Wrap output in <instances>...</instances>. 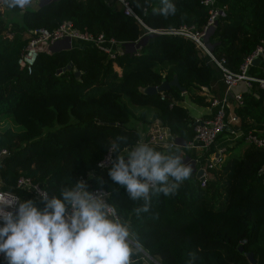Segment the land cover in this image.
Instances as JSON below:
<instances>
[{
  "label": "trees",
  "instance_id": "16d2710c",
  "mask_svg": "<svg viewBox=\"0 0 264 264\" xmlns=\"http://www.w3.org/2000/svg\"><path fill=\"white\" fill-rule=\"evenodd\" d=\"M113 1L116 6L104 0H47L42 5L32 2L27 9H10L0 0L4 15L7 10L19 14V21H7L0 13V114L10 113L21 125L18 130H0V148L8 150L0 161L1 187H11L13 179L23 174L48 188L50 195L66 178L75 182L79 175L90 187L102 179L106 190L115 188L108 177L111 163L98 168L96 161L117 136L127 137L121 150L136 142L141 128L130 120L139 119L143 130L157 121L187 142L193 135L194 118L181 103L183 95L209 105L208 98L217 96L216 88L220 93L225 89L215 60L236 71L264 38V0H213L212 6L222 13L207 36L209 53L178 34L148 33V28L162 31L180 24L201 28L208 16L202 0H171L177 11L167 17L153 12L162 6L160 0H129L140 21L123 14ZM63 19L121 45L145 37L135 50L123 49L113 57L90 44L38 51L29 72L19 68L17 57L32 30L54 28ZM263 66L264 58L248 64L246 72L261 75ZM173 76L178 86L145 91L146 86ZM238 83L242 102L233 103L231 110L237 116L240 137L244 139L247 131L264 135V89L255 81L248 86ZM209 91L214 93L208 96ZM127 103L152 107V114L145 120L143 110L135 115ZM226 134L231 132L225 127L195 157L190 152L193 148L184 145H149L203 164L214 143ZM20 193L22 199L32 198L29 192ZM113 202L119 211L131 215L134 204L124 189L113 195ZM133 223L149 256L158 258L159 264H188L190 253L195 254L192 264H252L244 255L247 251L254 264H264L263 149L246 141L240 152L227 153L206 169L203 185L191 172L174 195L153 197L151 211L139 221L133 218Z\"/></svg>",
  "mask_w": 264,
  "mask_h": 264
},
{
  "label": "clouds",
  "instance_id": "9594fccd",
  "mask_svg": "<svg viewBox=\"0 0 264 264\" xmlns=\"http://www.w3.org/2000/svg\"><path fill=\"white\" fill-rule=\"evenodd\" d=\"M33 0H2L10 9H27ZM153 9L174 15L171 0H160ZM126 136L108 146V177L116 185L105 190L99 179L95 190L84 178L70 177L49 193L34 188L36 195L22 199L11 190H0V257L3 264H148L149 252L134 226L152 209L155 196L174 195L191 175V166L178 152L160 151L140 142L121 154ZM101 162L98 167H103ZM91 178L92 174H88ZM124 189L134 207L131 215L118 210L113 195ZM192 264L195 254H189Z\"/></svg>",
  "mask_w": 264,
  "mask_h": 264
},
{
  "label": "built area",
  "instance_id": "2783aa9c",
  "mask_svg": "<svg viewBox=\"0 0 264 264\" xmlns=\"http://www.w3.org/2000/svg\"><path fill=\"white\" fill-rule=\"evenodd\" d=\"M36 2L40 0H35ZM119 5L121 12L125 15H131L138 21L140 19L135 14L133 7L129 0H115ZM202 3L208 7L207 12L208 16L204 24L201 28H196L193 24H180L176 27H172L167 30H158L154 28H148V30L154 32H167L172 34H178L184 36L186 38H190L197 45L202 47L205 51L209 53L204 41V36L206 30L210 25L213 24L215 17L222 13L221 9L214 8L212 6L213 0H202ZM68 38L70 46L72 45V39H76L80 42V44H90L94 45L103 52L106 53L107 56L113 57L117 53H121L124 47L120 44L119 41L115 40L112 37H105L102 33H91L86 30H80L76 28L69 19H63L60 21L57 26L54 28L48 29L46 27H36L32 30V34L29 37L26 45L20 51L17 57V64L19 68H24L27 72L30 71L31 65L35 59V56L38 51H50L51 45H57L60 47L63 43H65L64 39ZM125 50V49H124ZM135 50V49H134ZM264 52V38L261 39L253 49L247 54L239 65L238 70L233 71L225 66H223L219 61L215 60L216 64L221 69V81L225 86V90L234 86L239 81H243L246 86L250 84V81H255L259 88L264 89V66L262 67L261 75H251L246 72V68L248 64L251 63V60L255 57H259ZM204 86L201 87L203 89ZM233 103L240 104L242 102L240 92H235L232 94ZM227 93H224L217 97L211 96L208 98L209 105L212 106L211 115L207 117H197L193 119L192 122V130L193 135L190 140L185 142L184 146L187 148H193L196 146H200L201 149H206L210 146V144L215 139L216 135L221 132L227 125L228 122H237V116L233 113L227 114L226 105H227ZM230 132L236 136L241 135V131L238 127H233ZM244 139L248 142L259 146L264 151V135H258L251 131H247L244 134ZM144 142L151 145L168 147L171 148L176 143L175 137L172 136L168 129L162 125H160L157 121L151 123L146 130L138 137L135 143L125 147L121 150L122 154H125L127 150L134 147L137 143ZM224 148L215 149L209 154L210 157L203 164H195L196 166H201L203 168L204 178L200 180V184H204V179L206 178V169L216 162L222 160V153ZM8 153V150L4 147L0 148V161L4 154ZM113 154L109 157L108 148L105 152L97 159L96 167L103 162V167H107L112 161ZM195 163L198 162L197 158H193ZM85 177L83 175H79L78 179ZM0 183H3L0 178ZM11 187H1L0 190H11L15 194L21 196V191L29 192L32 197L36 195L34 188L36 186L42 187L37 181L32 180L28 175L19 174L17 175L11 184ZM98 186L90 187L92 190H95ZM106 190V189H105ZM0 260L3 261V258L0 257Z\"/></svg>",
  "mask_w": 264,
  "mask_h": 264
},
{
  "label": "crops",
  "instance_id": "0c3cea01",
  "mask_svg": "<svg viewBox=\"0 0 264 264\" xmlns=\"http://www.w3.org/2000/svg\"><path fill=\"white\" fill-rule=\"evenodd\" d=\"M76 44H80V42L77 41ZM72 45H75V44H72ZM263 58H264V52L258 57V60L255 63H259ZM238 85H239V83H236L234 86H231L227 90L224 89L221 93L217 90L218 88H216L215 94L217 95V97L221 96L223 94V92L227 93V96H228L227 105H226L227 114L232 113V110H231L232 104H233L232 94L235 92H239L237 90ZM213 93L214 92L209 91V92H207V95L211 96ZM181 103L186 107L189 114L193 118L202 117L201 115L209 114L212 111V106L197 104V103L191 101L187 95H183V99L181 100ZM205 117H207V116H205ZM236 123L237 122H234V123L228 122L227 126L229 129H227V130H231L233 127H236ZM143 131H144L143 129H141L139 131V137L143 133ZM238 138H240V140H237ZM245 142H246V140L242 139L240 136L235 137V135H233L231 133L228 135L226 134L225 137H223L218 142L214 143L213 146L215 149H218L221 147L224 148V151L222 153H220V155H222V158H223L227 153L240 152L242 147H243V143H245ZM189 149H192V148H189ZM200 150H201L200 146H196V147H193V149L190 150V152L193 153V157H195L196 155H198ZM193 157H190V158L193 159ZM187 161H188V159H187Z\"/></svg>",
  "mask_w": 264,
  "mask_h": 264
},
{
  "label": "water",
  "instance_id": "95a60500",
  "mask_svg": "<svg viewBox=\"0 0 264 264\" xmlns=\"http://www.w3.org/2000/svg\"><path fill=\"white\" fill-rule=\"evenodd\" d=\"M46 1L47 0H40V1H38V5H42ZM214 24H215V20L213 21V24L208 27V29L206 30L205 36H204L205 45H206L208 50L210 49L211 45L207 42V36H208V33L213 29ZM153 32L154 31L148 30L149 34H152ZM144 37H145V35H142V36H140L139 38H137L134 41L124 42V43H122V46L124 47L125 50L132 51V50H134L135 48H137L138 46H140L142 44ZM64 41H65V43H63L60 47H58L57 45H51V50L69 47L70 44H69V40H68L67 37L64 39ZM257 60H258V57H255V58H253L251 60V63H255ZM67 67H68V65H67ZM61 69H64V67L60 68V69L58 68L56 71L58 72ZM77 73H78V71L76 70L75 74H77ZM169 85L178 86V83H177V80H176L175 76H173L169 80L163 79L157 85H148V86L145 87V91L148 92V93H155L157 91L166 90L169 87ZM180 90L183 91L184 89L180 87ZM226 129H229L228 126H226ZM175 140H176V143L178 145L183 146L185 144V141L182 138L178 137V136L175 137ZM182 157H183L184 161L188 159V162L186 164H189L191 166V169H192L191 172H193V175L196 178L200 179V180L203 179L204 178L203 168L201 166H196L194 159H191V158H189V157H187L185 155L182 156ZM237 247H238L239 251L242 250L241 244H238ZM244 255L247 258V260L250 261L252 264H254L256 262V260L254 259L253 255H252V253L250 251L245 252Z\"/></svg>",
  "mask_w": 264,
  "mask_h": 264
},
{
  "label": "rangeland",
  "instance_id": "374dc122",
  "mask_svg": "<svg viewBox=\"0 0 264 264\" xmlns=\"http://www.w3.org/2000/svg\"><path fill=\"white\" fill-rule=\"evenodd\" d=\"M106 3L110 4L111 6H116V3L113 0H104ZM33 2L36 3L35 0H33ZM33 3V4H35ZM3 6L0 5V13L3 14ZM4 15V14H3ZM5 20L10 21L12 18L19 21V14L18 12H12L7 10V15H4ZM6 32L3 31V34H5ZM77 40L76 39H72V44H76ZM127 105L131 108V110L133 111V113L136 115L138 114V112L140 110L144 111V115H145V120H147V118L152 114V107H144L146 109H141L140 105H131L130 103H127ZM131 124H134L137 126V128H141L143 129L141 126V121L139 119H135L132 118L130 120ZM149 124H147L145 127H147ZM144 127V129H145ZM4 128H10V129H14V130H18L21 129V125L16 123L13 118L12 115L10 113L7 112H3L0 114V130L4 129ZM188 161L186 160L185 163H187ZM159 264L158 263V258L154 257H150V259L148 260V264Z\"/></svg>",
  "mask_w": 264,
  "mask_h": 264
}]
</instances>
